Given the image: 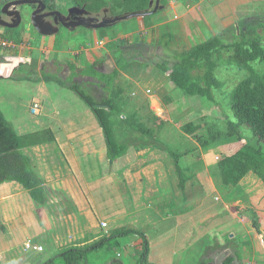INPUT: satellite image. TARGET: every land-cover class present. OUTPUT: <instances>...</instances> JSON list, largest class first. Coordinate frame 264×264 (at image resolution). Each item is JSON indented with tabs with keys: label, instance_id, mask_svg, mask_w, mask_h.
Masks as SVG:
<instances>
[{
	"label": "rangeland",
	"instance_id": "rangeland-1",
	"mask_svg": "<svg viewBox=\"0 0 264 264\" xmlns=\"http://www.w3.org/2000/svg\"><path fill=\"white\" fill-rule=\"evenodd\" d=\"M105 1L109 3V6L105 8L104 13L101 12L97 16L100 21L111 20L115 17V14H112L110 10L112 0ZM156 1L154 0V6L150 11L154 10ZM9 2L11 1L0 0L2 6ZM35 6L38 8V5ZM21 7H25L23 10L26 13L25 22H22L19 29L14 30V35L10 30L6 31V28H1L0 30V77L11 75L8 77L9 79L0 80V97L3 99L1 101L3 111L11 123H13L11 120L13 117L17 118L26 133L47 130L50 125L46 124V122L49 123L50 119L55 116L58 121L63 120V122L65 121L64 119L71 118L65 125L61 123L54 125V128L57 129L59 144L54 143L47 147L45 146L43 150L41 148L39 151L32 153L35 157V167L40 173L42 172L45 188L47 187L45 193L47 202L41 211L36 212L32 209V212L28 214L30 223L29 225L27 224L26 233H78L76 220L79 218L80 222H82V219L83 223L86 222L85 216L80 215L83 206L76 204V193L72 186V183H74L73 176L74 179L76 177L71 168V163L73 162L71 155L74 156V148L73 151H68V153H64L60 148V144H65L63 140L71 134L75 138H80L81 136L84 140L90 141L91 155L86 162L79 163L80 168L92 174L93 180L92 191L89 195L91 201L88 202L89 204L86 207L90 208V213H93L97 218V223L95 221V224L98 225L99 229L97 228L95 233H111L108 224L106 228L102 227L103 223L99 217L106 216V210H110L112 212L111 218H117L118 204L123 201L117 186L119 182L115 180L114 175L123 169L124 166L122 164L124 163L119 161L110 163L107 159L105 155V138L102 131V137L101 134L95 132L91 117L93 119H96V117L86 103L68 88L61 87L54 82H44V76L46 75H59L62 80L66 81L72 74V69L70 68V63H72L75 65L78 74L74 82L97 102L107 99L110 93L105 88V84L98 79L81 74L90 65L92 60L90 55L92 52L90 50L95 45L90 47L88 44L83 48L79 47L81 43H79V46L75 44L76 39L79 38H74V33L67 32L65 28H62L63 30L59 35L52 38L40 35L28 17L27 13L30 15L33 13L29 12V6ZM21 7H12V9L22 10ZM74 8L81 10L83 7L78 6L75 0H56V10L53 11L60 13L63 17H68L70 10ZM251 9V7L241 8V11H246L247 13L240 11V15H245L247 20L254 17V23L252 24L258 22L257 18L259 17L257 16H261V19L262 17L264 18V11L257 13L255 17L251 13ZM174 15L173 11L169 12L170 19H173ZM262 20L264 21V19ZM136 23L137 20H130L119 25H113L110 29H105L106 34L107 32H114L118 28L125 29L127 33H124L125 36L116 37V40L115 37H110L107 41L111 43L104 49L98 50L101 51L100 53L96 52L94 54L95 57L98 56L100 59L101 55H103L105 57L104 62H108L106 67H95L96 71L112 73L116 69V61L113 54L117 52L123 54L129 62L144 57L145 59L161 57L167 59L170 64L175 63V60L163 51L160 44L154 46L155 40L152 38V32L142 33L139 27L135 26ZM245 27L241 25L238 31L234 30L233 34L223 38L224 41L227 44L239 41L242 38ZM82 30L80 29V31ZM105 31L99 33L105 35ZM260 32L264 34V30ZM162 36L161 34L157 35L158 39L162 38ZM65 39H68V42ZM173 42L175 45L174 47L171 46V48L174 53H184L190 48L201 45L202 41H194L186 45H180L175 39ZM99 43L101 44V42ZM99 43L98 45H100ZM67 44L72 47L63 49ZM75 46L78 47L75 48ZM252 66L259 74H264V62H255ZM133 73L138 75L130 76L126 73H121L116 82L117 86L124 90L123 97L119 101L122 113L113 119L116 136L120 142L130 143L131 148H140L138 150L139 153L143 150H148V152H151L147 158L148 160H161L159 164H163L164 167L167 166L169 169L170 166H174V160L169 156L168 149L176 153H192L194 147H200L195 136H188L182 131L183 126L188 123L205 124L204 121L202 122L203 118L209 120V122H218L224 128L227 117L231 120L234 119L231 111V96L238 84L247 77L246 71L239 70L234 66L220 67L217 71V76L221 87L215 91V102H210L202 97L190 98L184 96L170 81L167 74L162 73L155 76L146 70L139 71L136 69H134ZM68 85L70 86L71 84ZM37 101L42 104V111L37 115H33L30 112V107ZM135 112L139 113L142 121L154 131L155 138L162 141L165 146H161L162 144H157L152 138L125 126V119ZM45 115H47L46 118ZM78 118L81 120L80 122H77ZM161 121L164 124L159 129ZM244 128L247 131V135L251 136L248 128ZM204 129L198 133L199 136H206V130ZM215 149L213 146L205 150L209 171L220 192L219 195L215 194V196L222 197L221 199L217 198L218 200L215 203H219L218 206H224L228 214L239 213L240 228L236 232V242L233 244V249L222 248L224 250L220 257L210 254L211 257L209 258V254H206L202 263L221 264L226 257L235 256L238 253L237 247L241 245V247H248L251 256L243 261L236 260L234 264H264V188L260 186L262 180L256 174L250 172L237 187L224 186L219 178V170L217 169L219 153H216ZM187 173L186 175L191 177L190 181H188V193H190L189 198L191 199L195 198V193L201 189L198 187L197 173L196 175ZM110 177L111 179H109ZM106 183L107 189H103ZM192 184L195 185L193 189L190 187ZM83 193L86 196L85 190H83ZM139 194L138 202L141 207H144V211L139 210V212L131 213L129 208L126 207V226H124L125 228L138 231H140V228H137L140 227L138 222L144 221L143 217H146L145 209L150 206L149 202L151 201L142 192ZM129 199L131 201L133 197L129 196ZM93 215L91 217H94ZM253 222H257L260 232L252 226ZM13 223L8 216L1 218L0 233H8ZM17 224L23 228V224L20 221ZM44 225L48 227L46 232L42 230L45 227ZM30 240L31 245L43 247L37 240ZM26 244L27 242L24 243V248L20 254L13 255L15 258H20H18L20 264H31L32 259L37 254L40 256L44 253L50 254L48 252L49 248L44 249L45 252L41 253L27 250ZM72 246H65L62 251L70 249ZM4 256L10 258L12 254L4 253Z\"/></svg>",
	"mask_w": 264,
	"mask_h": 264
},
{
	"label": "crops",
	"instance_id": "crops-1",
	"mask_svg": "<svg viewBox=\"0 0 264 264\" xmlns=\"http://www.w3.org/2000/svg\"><path fill=\"white\" fill-rule=\"evenodd\" d=\"M160 7L162 8L150 16H133L119 21L114 24V26L126 21L137 20L135 26L139 27L142 33L145 34L147 31L152 32V38L155 40L154 46H157V44L161 46L162 40L166 37V39H164L166 40L165 42H167L166 46L174 52L171 48V46L174 47L175 45L173 44L174 39L180 43V45L191 44L194 41H202V44L214 37H227L233 34L234 30L238 31L239 28H241L243 21L247 22V17L245 15H240L241 12H246L241 11V8L251 7V13L256 17L257 13L264 11V0H160ZM170 11H173L175 14L173 19L169 18ZM25 16L24 14L23 22H25ZM244 17L246 18L244 19ZM47 21L52 23L51 20L47 19ZM112 27L113 25L103 29H110ZM1 28L2 27H0V30ZM57 28L60 34L64 27L57 26ZM17 29L6 28L5 30H10L14 35V30ZM80 29L83 30L80 31ZM101 30L102 29H86L83 27L77 28L73 32L66 30L69 33H74V38H79L75 41V44H78V46L79 43H81L79 47L83 48L88 44L90 47L95 45V47L90 50L92 52L90 54L92 60L90 61L89 67L92 65H95V67H106L108 62H104L105 57L101 55L100 59L98 56L95 57L94 54H96V52L100 53L101 51L98 50L104 49L111 43L107 41L110 37H115L116 40V37H121L124 33H127L125 29L118 28L114 32H107V34L104 30V35L99 33ZM159 34L163 35L160 39L157 37ZM57 35L47 36V38H52ZM65 40L68 42V39ZM98 41L104 43L100 46L98 45ZM78 46H75V48ZM69 47L72 46L67 44L63 49H69ZM162 49L166 53L163 46ZM76 52L79 53L78 51ZM147 72L155 76L163 73L158 69ZM101 74L108 73L101 72ZM163 74L169 75L170 73ZM2 100V97H0V109L5 117L6 114L1 106ZM89 116L91 115L89 114ZM46 117L47 115H45V118ZM5 118H7V116ZM91 118L93 120L95 132L101 134L102 137L103 132L101 133L102 129L98 121H96L97 119ZM78 119L77 122H80L81 120ZM6 120L19 136L31 134L26 133L24 128L21 127V122H19L17 118L13 117V119H11L13 123H11L8 118ZM64 120V122L63 120L58 121L55 116L53 119H50L49 123L46 122V124L50 125L48 130L53 132L55 143L57 144H59L60 141L57 135V129L54 128V125L58 123L65 125L71 118ZM125 126L127 125L125 124ZM63 141L65 144H60V148L64 153L73 151L74 148V156L71 155L73 159L71 168L76 177L74 179L73 176L74 183H72V186L76 193V204L78 206H83L80 215L85 216L86 222L83 223V219L82 222H80L78 218V220H76L78 233H69L70 235L68 233H26L27 224L29 225L30 223L28 214L32 212V209L36 212L41 211L42 207L36 205L32 201L29 193L22 185L14 181L7 182L0 188V220L8 216L14 223L8 233H0V264H20V262H18L20 258H15L13 255L20 254L24 248V243H31L30 239H35L43 245L44 248L41 246L43 248L41 253L45 252L44 249L49 248L48 252L50 254L44 253L42 256L37 254L34 259H32L34 264H44L49 259L60 254L65 246L73 245L71 248L84 249L94 242L110 236L111 233H95L97 232V228L99 229L98 225L95 224V221L97 223V218L93 213H90V208L86 207L89 204L88 202L91 201L89 195L92 191L93 180L92 174L80 168L79 163L86 162L91 155L92 149L90 148V141L84 140L81 136L80 138H75L72 134L68 135ZM48 145L52 144L25 148L23 150L24 154L31 159L35 171L41 178L42 172L40 173L36 169L34 164L35 157L32 153L39 151L41 148L43 150L45 146L47 147ZM131 149L125 157L117 160L124 163L122 164L124 166L123 169L118 174L114 175L115 180L119 182L117 186L123 201L121 204H118L117 218H111L112 212H110V210H106V216H100L99 218L102 223H107L110 226V232L125 228L126 207L129 208L131 213L139 212V210L144 211V207H141L138 202L139 193L142 192L145 197L147 196L146 198L151 199L149 202L150 206L145 209L146 217H143L144 221L138 222L140 227H137L140 228L139 230L143 232L145 237L143 238L137 235L135 237L116 239L103 249L90 254L81 264H201L206 254H209V258L211 257L210 254L220 257L224 250L222 248L233 249V244L236 242V232L240 228L239 213L228 214L224 206H218L219 203H215V201L218 200L217 198L221 199L222 197L215 196V194L219 195L220 192L209 171L207 156L203 149L194 147L192 153L180 151V153H178L182 155L180 158V165L183 170L188 172L187 174L196 175L197 173L196 178L199 183L198 187L201 190L195 193V198L191 199L189 198L190 193H188V182L186 186L187 189L180 190L179 177L176 173L175 165L172 167L170 166L169 169L167 166L164 167L163 164H159L161 160H148L147 158L151 154L148 150H143L139 153L138 150H140V148L132 147ZM105 155L107 157V149ZM169 156L171 157L170 153ZM114 176L112 175L113 178ZM109 179H111V177ZM260 186L264 188V183L262 181ZM190 187L193 189L195 185L192 184ZM103 189H107V183L104 185ZM83 190L86 191V196ZM46 191L47 187L45 188V193ZM128 192L129 194H127ZM129 196L133 197L131 201ZM90 214L94 217H91ZM19 221L23 224V228L21 225L17 224ZM47 228V226L43 227V232H46ZM145 238L149 247V255L145 262H140L144 254ZM240 247H237V252H240L241 260L243 261L250 257L251 254L248 247ZM4 253L12 254V257H5ZM226 258L221 264H223Z\"/></svg>",
	"mask_w": 264,
	"mask_h": 264
},
{
	"label": "trees",
	"instance_id": "trees-1",
	"mask_svg": "<svg viewBox=\"0 0 264 264\" xmlns=\"http://www.w3.org/2000/svg\"><path fill=\"white\" fill-rule=\"evenodd\" d=\"M16 1V0H8ZM42 2L48 10L56 9V0H37ZM152 0H112L111 13L115 16L133 13H146L150 11ZM75 3L86 8L91 13H100L109 6L105 0H75ZM149 18V17H148ZM253 19L243 21L244 33L239 41L227 44L223 38L214 37L207 42L191 48L184 53H174L166 46V37L161 46L166 54L175 60L169 63L167 59L153 57L152 59H138L129 62L124 55L117 52L113 54L116 69L110 74H101L95 69H84L81 74L86 77L98 79L106 85L110 95L102 102H97L74 82L78 76L76 67L70 63L72 74L64 81L59 75H46L44 82L56 83L76 93L95 115L102 129L107 149V159L115 162L125 157L131 149L128 142H120L116 136L113 119L122 113L119 104L124 90L116 82L121 73L137 76L136 70L151 71L158 69L163 73H170L169 79L175 87L186 97H202L210 102H215V91L219 90L221 83L217 76L220 67L231 65L239 70L246 71L247 77L234 89L231 96V111L234 119L226 118V125L222 128L218 122L213 123L203 119L205 124L188 123L182 131L188 136H195L200 148L208 150L216 148L219 153L218 170L219 178L226 187H237L250 173L256 174L264 183V74H259L252 66L255 62H264V19L259 17L258 22ZM260 21V22H259ZM102 29L101 32H104ZM241 31V29H240ZM11 75L1 76L0 80ZM9 79V78H8ZM68 84H71L70 86ZM124 123L133 131L152 138L157 143L165 146L154 136V131L142 121L139 113L127 117ZM159 124V129L163 127ZM247 127L251 136L247 135ZM205 128V129H204ZM206 130V136L198 133ZM248 131V132H249ZM249 132V133H250ZM55 143V136L50 130L37 131L25 136H19L10 126L0 109V188L7 182H17L29 193L32 201L43 207L46 205L45 188L43 179L35 171L32 161L23 150L25 148ZM174 160L176 173L179 177L180 189H186L187 182L191 179L180 165L182 155L168 149ZM253 227L260 232L257 222ZM145 237L143 232L121 228L111 232L109 237L102 238L86 248H70L62 251L57 256L44 264H81L93 252L103 249L108 244L119 238L135 236ZM145 240L144 254L140 262H145L149 255V247ZM241 260L240 252L235 257H228L223 264H234ZM206 264V263H201Z\"/></svg>",
	"mask_w": 264,
	"mask_h": 264
},
{
	"label": "water",
	"instance_id": "water-1",
	"mask_svg": "<svg viewBox=\"0 0 264 264\" xmlns=\"http://www.w3.org/2000/svg\"><path fill=\"white\" fill-rule=\"evenodd\" d=\"M154 0L151 1L150 9L154 6ZM30 5H38V8L36 11H33L31 14V24L33 27L37 30V32L42 36H53L59 34V27H64L65 29L69 30L70 32H73L75 29L83 27L86 29H103L110 27L119 21L123 19H128L133 16H150L151 14L157 12L160 8V0H157L155 2V8L153 11H148L146 13H133V14H124L120 16H115L111 20L106 21H100L99 20V14L101 12L104 13V10H102L100 13H91L88 10H86L85 7H83L81 10L78 8H74L73 10H70L68 17H63L58 12H50L48 14H45L46 6L37 0H16L11 1L5 5L2 6V3H0V27L7 28V29H17L21 26L23 22V14L21 10L12 9L21 7V6H30ZM107 12V11H105ZM74 13V14H73ZM95 14V16H93ZM57 15V17H56ZM55 16L56 21L55 24L47 21V18ZM46 19V20H45ZM67 20V21H65Z\"/></svg>",
	"mask_w": 264,
	"mask_h": 264
},
{
	"label": "built area",
	"instance_id": "built-area-1",
	"mask_svg": "<svg viewBox=\"0 0 264 264\" xmlns=\"http://www.w3.org/2000/svg\"><path fill=\"white\" fill-rule=\"evenodd\" d=\"M102 44L103 43L101 42L100 45H102ZM40 111H41V104L39 102L34 103L33 106L31 107V113L33 115H37V114L40 113ZM107 226H108L107 223H103L102 224V227L103 228H106ZM26 249L27 250L39 251V252L43 251V248L42 247L33 246V245H31V243H27L26 244Z\"/></svg>",
	"mask_w": 264,
	"mask_h": 264
},
{
	"label": "flooded vegetation",
	"instance_id": "flooded-vegetation-1",
	"mask_svg": "<svg viewBox=\"0 0 264 264\" xmlns=\"http://www.w3.org/2000/svg\"><path fill=\"white\" fill-rule=\"evenodd\" d=\"M6 4V3H5ZM21 11H22V14L24 15V14H26L25 13V11L23 12V10L25 9V7L23 8V7H21ZM29 12H33V11H36L37 10V8H36V6H34V5H30L29 6ZM56 10V9H55ZM46 11H48V12H46ZM46 11H45V14H48V13H50V12H54L53 10H48V8H46ZM56 12V11H55ZM28 14V17H29V19H31V15L29 14V13H27ZM48 20H50L51 19V21H52V23H54L57 19H56V17L55 16H52V17H49V18H47Z\"/></svg>",
	"mask_w": 264,
	"mask_h": 264
}]
</instances>
